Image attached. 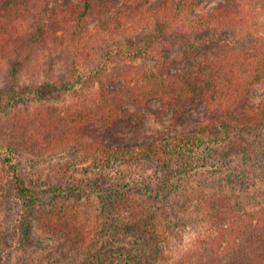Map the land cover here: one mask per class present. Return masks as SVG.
<instances>
[{
	"label": "trees",
	"instance_id": "16d2710c",
	"mask_svg": "<svg viewBox=\"0 0 264 264\" xmlns=\"http://www.w3.org/2000/svg\"><path fill=\"white\" fill-rule=\"evenodd\" d=\"M50 1L0 0V68L11 58L15 61L8 67L10 87L0 91V110L16 106L31 95L45 98L59 93L78 99L63 112L57 107H44L41 115L20 117L14 122L15 129L30 128L34 123L39 126L37 135L52 136L48 148H44L42 142L37 144L30 136L24 142L28 149L74 153L82 161L98 163L108 178L112 177L111 184L121 186L117 182L120 178L115 175L116 165L154 159L168 168L175 156L186 155L192 170L194 156L199 155L205 145L215 144L212 134H217V141L223 143L238 133L243 141L242 149L249 150L250 143L264 128V99L256 106L244 103L251 88L264 85V38L256 36L263 26L257 12L263 0H227L212 13L199 15H195L196 12L210 0H157L151 5H148L149 0H123L116 8L113 0H79L49 9ZM121 29L149 32L134 45L110 50L107 62H156L153 66L140 65L123 71L118 76L122 86L112 90L104 71L86 77L83 68L95 61L100 42H107ZM220 29L240 31L254 43L246 51L208 53L189 71L176 67V63H182L185 58L170 60L156 53L162 36L170 30L180 37L195 40L201 33ZM63 49L69 53L72 69L67 81L38 86L35 91L17 88V75L27 68L19 61L21 54L26 53L25 61L31 59L29 65L38 71L43 54ZM91 86L94 87L89 93L83 92ZM195 98H202L205 103V116L196 122L197 130L166 143L155 140L133 148L116 147L90 140L85 133L86 127L94 121L114 124L129 103L141 109L156 99L171 106L175 115H180ZM11 145L4 146L2 162L12 190L34 207L38 196L22 173L20 158H17L23 147L14 141ZM174 181L170 178L164 182L170 187ZM3 186L4 183H0V199L4 195ZM203 208L209 220V232L199 236L186 252L179 253L168 264H264V202L247 209L236 199L212 194ZM122 209L128 211L129 205L125 204ZM65 213V217L58 220L60 228L55 221L49 224L53 234L63 232L68 242L76 241L72 246L84 251L96 246L97 225L88 220L76 222V216ZM77 216L81 217L82 213Z\"/></svg>",
	"mask_w": 264,
	"mask_h": 264
},
{
	"label": "rangeland",
	"instance_id": "374dc122",
	"mask_svg": "<svg viewBox=\"0 0 264 264\" xmlns=\"http://www.w3.org/2000/svg\"><path fill=\"white\" fill-rule=\"evenodd\" d=\"M78 1L51 0L47 8ZM113 1L115 8L123 2ZM156 1L149 0L148 5ZM226 1L210 0L195 15L210 14ZM257 12L263 26L256 36L264 38V0ZM148 32L118 30L113 38L100 42L95 61L84 65L83 74L88 77L90 73L102 70L110 82V89H120L122 82L118 76L123 71L140 65L153 66L156 61L109 63L106 60L108 52L134 45ZM253 41L240 31L204 32L194 40L170 30L162 36L156 53L170 60L185 58L184 63L178 62L176 67L189 71L208 53L246 51ZM26 56L24 53L19 58L27 66L17 75L20 90L35 91L38 86L64 82L71 77L70 57L64 49L43 54L38 71L29 65L31 59L25 61ZM12 63H15L13 58L0 68V91L10 87L8 67ZM93 87H87L83 92L87 94ZM54 95L45 98L31 95L16 106L0 110V183H4V195L0 199V264H168L179 253L186 252L199 236L209 232V220L203 206L212 194L236 199L247 209L264 202V128L250 143L249 150L242 149L243 141L238 133L223 143L217 141V134H212L215 144L205 145L199 155L194 156L192 170L186 155L175 156L168 168L154 159L116 165L119 186L111 184L114 182L112 177L108 178L98 163L82 161L74 153L31 150L24 145L32 136L37 144L42 142L44 148H48L53 139L50 135L49 138L44 134L37 135V124L15 129L14 122L20 117L39 116L44 107H57L63 112L78 100L73 95ZM263 99L264 85H258L249 90L244 103L256 106ZM204 116L202 98L187 103L180 115H175L171 106L153 99L141 109L129 103L114 124L109 126L94 121L86 127L85 133L90 140L133 148L155 140L166 143L180 135L193 134L197 130L196 122ZM13 141L25 151L19 152L17 158H20L22 173L38 196L34 207L13 192L2 162L4 146ZM170 178L175 181L173 186L167 187L164 181ZM125 204L129 205L128 211H125L126 207L121 210ZM65 212H70L71 217L76 216V222L88 220L97 225L94 234L97 244L85 249L86 253L82 248L72 246L75 240L68 242L63 232L55 235L49 227L55 221L58 228V220L65 217ZM80 213L82 216L78 217Z\"/></svg>",
	"mask_w": 264,
	"mask_h": 264
}]
</instances>
